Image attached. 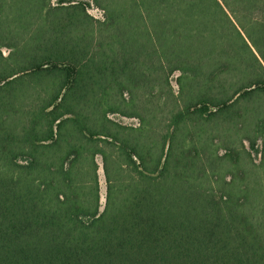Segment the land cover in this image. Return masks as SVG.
<instances>
[{
    "label": "trees",
    "instance_id": "16d2710c",
    "mask_svg": "<svg viewBox=\"0 0 264 264\" xmlns=\"http://www.w3.org/2000/svg\"><path fill=\"white\" fill-rule=\"evenodd\" d=\"M0 264H264V0H0Z\"/></svg>",
    "mask_w": 264,
    "mask_h": 264
},
{
    "label": "rangeland",
    "instance_id": "374dc122",
    "mask_svg": "<svg viewBox=\"0 0 264 264\" xmlns=\"http://www.w3.org/2000/svg\"><path fill=\"white\" fill-rule=\"evenodd\" d=\"M55 1V0H54ZM90 12L93 13L94 15H98V11L95 8H91ZM99 180H100V185H101V191L102 193L104 192V178L101 169H99Z\"/></svg>",
    "mask_w": 264,
    "mask_h": 264
}]
</instances>
